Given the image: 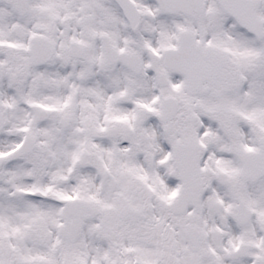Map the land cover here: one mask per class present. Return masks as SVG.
<instances>
[{
  "label": "snow or ice",
  "instance_id": "1",
  "mask_svg": "<svg viewBox=\"0 0 264 264\" xmlns=\"http://www.w3.org/2000/svg\"><path fill=\"white\" fill-rule=\"evenodd\" d=\"M0 264H264V0H0Z\"/></svg>",
  "mask_w": 264,
  "mask_h": 264
}]
</instances>
